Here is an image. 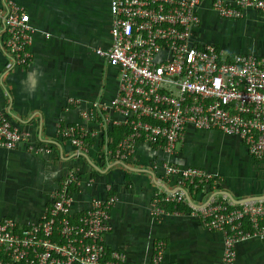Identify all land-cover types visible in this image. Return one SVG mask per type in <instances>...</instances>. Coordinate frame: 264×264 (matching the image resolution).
<instances>
[{
  "label": "crops",
  "instance_id": "obj_1",
  "mask_svg": "<svg viewBox=\"0 0 264 264\" xmlns=\"http://www.w3.org/2000/svg\"><path fill=\"white\" fill-rule=\"evenodd\" d=\"M7 1L27 14L33 31L24 66L9 64L0 32V113L23 136L11 149L0 148V220L9 218L21 225L35 220L49 205L58 182L75 169L79 185L72 212L86 209L91 198L103 199L111 193L114 202L104 243L120 251L126 264H142L153 239L164 242L161 264H219L222 236L202 228L195 209L226 194L240 203L264 200V159L250 157L235 137L187 127L169 161L219 177L216 189L208 184L191 192L178 186L174 177L162 176L165 156L153 145L135 143L124 162L109 158L105 148L111 138L79 117L88 103L108 100L115 93V70L94 54V49L109 44L106 1L0 0V8ZM198 16L193 31L200 42L229 55H264L260 14L246 10L239 19H221L204 2ZM117 117L108 113L106 127ZM75 123L94 132L85 154L76 152L58 132ZM173 190L183 194L185 205L177 212L165 206L166 214L155 216V194ZM234 264H264V240L252 237L235 243Z\"/></svg>",
  "mask_w": 264,
  "mask_h": 264
},
{
  "label": "built area",
  "instance_id": "obj_2",
  "mask_svg": "<svg viewBox=\"0 0 264 264\" xmlns=\"http://www.w3.org/2000/svg\"><path fill=\"white\" fill-rule=\"evenodd\" d=\"M109 14L106 48L94 49L115 70V93L95 99L79 117L106 134L125 131L109 158L124 162L137 142L159 148L165 156L162 176L180 187L219 185L217 174L169 161L187 127L235 137L253 159H264V55H229L197 39L198 10L206 3L216 17L236 20L246 10L264 14V0H105ZM264 24V16H262ZM32 28L22 9L7 1L0 8L2 50L12 66L29 61ZM78 101L75 100V106ZM118 117L110 120L107 114ZM79 154H85L94 132L75 123L58 130ZM107 135V134H106ZM22 134L0 113V148L11 149ZM79 185L77 170H69L51 191L49 205L33 221L0 220V264H126L124 255L105 246L108 212L114 196L105 186L103 199L91 198L86 209L71 210ZM173 212L185 204L180 191L155 194L153 214ZM167 207V206H166ZM202 228L222 236L219 264H234V244L255 237L264 240V200L233 204L224 196L195 209ZM164 242L153 239L142 264H161Z\"/></svg>",
  "mask_w": 264,
  "mask_h": 264
},
{
  "label": "trees",
  "instance_id": "obj_3",
  "mask_svg": "<svg viewBox=\"0 0 264 264\" xmlns=\"http://www.w3.org/2000/svg\"><path fill=\"white\" fill-rule=\"evenodd\" d=\"M261 16H264V14H260ZM125 129L123 127H111L106 131V134L111 138V145H109V148L113 146V144L121 137ZM187 190L197 192L199 187L193 188L192 186H186ZM171 204L166 205L167 207H170ZM185 205V204H184Z\"/></svg>",
  "mask_w": 264,
  "mask_h": 264
},
{
  "label": "water",
  "instance_id": "obj_4",
  "mask_svg": "<svg viewBox=\"0 0 264 264\" xmlns=\"http://www.w3.org/2000/svg\"><path fill=\"white\" fill-rule=\"evenodd\" d=\"M225 196H226V198H229V200H232V198L228 194H226ZM232 201H233V204H239L240 203L238 201H234V200H232Z\"/></svg>",
  "mask_w": 264,
  "mask_h": 264
},
{
  "label": "rangeland",
  "instance_id": "obj_5",
  "mask_svg": "<svg viewBox=\"0 0 264 264\" xmlns=\"http://www.w3.org/2000/svg\"><path fill=\"white\" fill-rule=\"evenodd\" d=\"M210 11V10H209ZM211 12V11H210ZM212 13V12H211Z\"/></svg>",
  "mask_w": 264,
  "mask_h": 264
}]
</instances>
